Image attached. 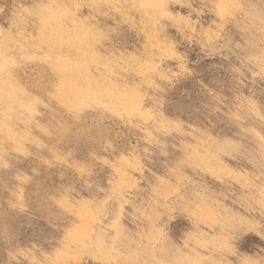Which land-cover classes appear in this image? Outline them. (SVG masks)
I'll return each mask as SVG.
<instances>
[{
    "label": "rangeland",
    "instance_id": "rangeland-1",
    "mask_svg": "<svg viewBox=\"0 0 264 264\" xmlns=\"http://www.w3.org/2000/svg\"><path fill=\"white\" fill-rule=\"evenodd\" d=\"M0 264H264V0H0Z\"/></svg>",
    "mask_w": 264,
    "mask_h": 264
}]
</instances>
